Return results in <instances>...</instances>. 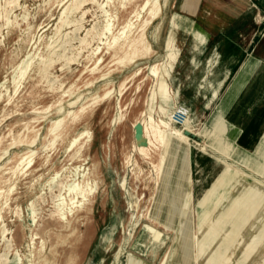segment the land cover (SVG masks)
<instances>
[{"label": "rangeland", "instance_id": "1", "mask_svg": "<svg viewBox=\"0 0 264 264\" xmlns=\"http://www.w3.org/2000/svg\"><path fill=\"white\" fill-rule=\"evenodd\" d=\"M10 1L14 0H0V95L3 94L0 96V255H7V264H41L42 261L43 264H128L130 254L142 264H164L172 258V250L176 247V255L184 264H200V215L213 209L222 191L224 196L228 194L226 186L218 183L219 176L229 165L250 174L243 176L248 182H252L253 176L264 180L255 175L263 162L264 138L254 153L238 148L227 137L228 124L224 118L217 128V120L222 117L220 113H226L228 104L221 110L219 106L214 109V104L201 115L192 103L190 107L184 106V98L191 100V94L180 92L174 85L175 69L168 85L169 96L174 100L164 103L160 99V90L156 79L150 75V68L160 55H166V41L172 34L180 48L184 30L190 29L185 18L182 28L168 24L160 33V22L167 15L164 9L148 31V39L155 50L152 58L119 66L107 77L85 85L92 73L108 67L115 53L112 49L109 51L106 44L113 41L144 0L135 1L127 9L122 7V0H111L107 5L114 18L111 33L105 31L109 18L97 5L108 0L89 2L78 13L65 15L74 0H18L20 7L19 4L8 6ZM161 3L164 8L167 0ZM5 10H9V24ZM171 11L175 16L177 9ZM84 38L87 44H82ZM126 45L123 39L118 43L122 49ZM122 52L119 51L118 56H122ZM28 56H32L34 62L23 82L21 80L16 86L14 76ZM41 58H45V64L41 63ZM140 69L142 74L136 75ZM123 89L124 93L120 94ZM109 91L111 96L104 99ZM94 103L81 120L73 121V113ZM162 108L170 110L167 127L170 135L174 126L179 127L191 113L198 117L192 136L188 137V149L180 148L170 136L171 160H160L164 173L154 168V164L159 163L156 157L145 159L139 152L140 143L148 146L146 140L141 142L139 129L149 116L154 117L157 124L165 119ZM196 109L201 111L199 106ZM58 120L63 122L56 125ZM202 125L205 126L203 133L200 132ZM52 128L57 131L52 132ZM84 131L90 132V139L84 136L72 147ZM220 141L228 150L225 156L220 153ZM22 159L24 165L19 166ZM76 169L79 171L75 175ZM174 171L178 174L176 182ZM162 174V197L171 216L170 224L174 223L168 228L156 215L158 180ZM53 178H56L54 183ZM73 180L83 186L88 181L96 186L88 208L77 214L69 213L67 189L62 191L65 201H61L60 208L56 199L60 183L70 184ZM207 195L211 196L208 203L200 206ZM59 209H62L60 213ZM134 214L140 217V222L131 220ZM236 214L237 217L224 219L233 228L246 231L248 215L241 209ZM258 218L259 222L263 221L264 214ZM149 227L162 233L158 241H154ZM3 228L8 230L6 239L2 235ZM253 232L262 233L261 230L250 231ZM247 235L245 239L249 238ZM212 238L204 252L205 260L209 256L213 260L222 257L230 245L220 242L219 233H213ZM43 243L45 248L41 253ZM119 249L122 252L117 259ZM234 264H242L240 258Z\"/></svg>", "mask_w": 264, "mask_h": 264}, {"label": "bare ground", "instance_id": "2", "mask_svg": "<svg viewBox=\"0 0 264 264\" xmlns=\"http://www.w3.org/2000/svg\"><path fill=\"white\" fill-rule=\"evenodd\" d=\"M135 1H137V0H122L121 4H122L123 8L127 9L128 6H130ZM89 2L97 3L96 0H74L72 3H70L71 5L69 7H68L69 4L67 5L68 8L66 10L64 9L65 10L64 15L67 12H71V13L77 12L78 13V11L84 5H86ZM109 3H112V1L108 0L107 3H105V4L102 3V4H97V5H99V7L103 10V12L108 16L109 20H108V24L105 25L106 26L105 31L111 33L114 18L112 17L110 12L107 10V5ZM3 4H5V2H3ZM7 4H8V6H10V5L13 6V4H19V2H18V0H14V1L8 2ZM175 6H176V0H167V3H166L164 8H163V5L161 3V0H144L138 9L136 8L133 11L134 16H132V18L126 22V24L123 26L122 30L118 33V35L114 36L113 41L106 44L108 47V50L110 51L112 49V50H114V53H115L112 57L111 62L108 64V67L104 68V69H100L97 73H92L86 79L85 85L93 84L95 82V80H98L99 78L107 77V75H110L111 72L117 70L119 68V66H128L131 64H135L138 59H150V58H152V56L155 54V50L153 49V47H152V45L148 39V31H149L150 27L153 25L154 21L157 20L158 18H160L164 9L167 11V15L162 19V22H160L161 25L158 28L159 32L161 33L162 29L166 28V26L168 24L173 25L174 27H176L178 29L182 28V23L184 21V18L180 17L178 15H175V16L172 15L171 10ZM19 7H20V4H19ZM10 10H12V9L10 8ZM14 10L15 9L13 8L12 11H14ZM8 11L5 10L6 17H7V23L9 24L10 21L8 18V15H9ZM84 15H85V13H84ZM68 17H70V16L68 15ZM66 21H67V18H66V20H64V22H66ZM81 21H82V18H81ZM59 22H60V20H59ZM75 22H77V21H75ZM69 25H71V24H69ZM69 25H66V26H69ZM79 25H81V23ZM60 32H61V30H59V33ZM68 33H70V32H68ZM73 34H75V33H73ZM87 34H89V32ZM101 34L103 36V35H105V32L101 33ZM130 34H133V36L130 37ZM57 35L55 36L56 38H57ZM161 37H162V39H164L163 36H161ZM86 39L84 38L81 41L82 44H87ZM121 39H123L124 41H127V45H126L125 49H122V47L118 46V43ZM64 42H65V40H64ZM81 42L79 44H81ZM101 42H102V40H101ZM166 43H167V53L165 56H162V55L159 56V60L154 64L153 67L150 68V75L156 79V86L160 90L159 94L161 96L160 99L162 100V102L169 103L174 99L171 100V98L169 96L168 91H170V90H168V85L172 79V72L174 70L175 64L177 63L179 55H180V48L176 44V36L174 34H172L169 37V40L166 41ZM52 47H53V45H52ZM89 47H91V45ZM65 49L66 48H64V50ZM97 50L100 51L101 48L98 47ZM119 51H123L122 56H118ZM80 52H81V50H80ZM31 57L28 56V58L25 61H23V63L21 62L22 64L18 68L19 72H18V74L16 73V76H14V79H13L14 84H16V86L25 77V75L28 73L29 68L31 67L32 63L34 62L33 61L34 58H31ZM61 61H62V59H61ZM45 62H46V60H45V58H43L41 63L45 64ZM52 65H53V63H52ZM142 72H143V70L140 69L138 72H136V75L142 74ZM46 73H48V72H46ZM52 81H54V80H52ZM21 82H23V80ZM40 84H42V83H40ZM16 89L17 88H15V90ZM15 90H14V92H16ZM124 90L125 89L120 90V94L124 93ZM110 93H111V91L106 93L104 99L109 97ZM1 95L3 96V94H1ZM154 96H156V95H154ZM98 97H100V96L98 95ZM96 103H98V102H96ZM96 103H94L93 105L88 106V107H83L77 113H73L74 114V120L73 121L78 122L79 120H81L82 117H84L88 113L89 109L92 108ZM183 105L186 106L184 104V102H183ZM179 106L181 107V105H179ZM169 111L170 110L162 108L161 112L164 115L165 119L162 118V121L159 122V124L161 126L155 122L154 117L149 116L148 118H146L144 120L143 127L141 129H139V138H140V140H142L141 142L144 143L145 140L148 142L147 143L148 146L140 143V145H139L140 155L142 154V156L145 159H149V160H152L153 157H156L158 159L159 163L157 165L154 164V168L159 169V171H162V173H164V172L160 167V160L161 159H164L167 161L171 160L170 157H171L172 141L170 139V136L171 135L173 136L174 142L180 148L188 149L190 146V142H189V138L185 135L184 132L189 131V132L193 133L194 127H195L194 123L197 122V120H198V117L194 116L192 113L190 115H188L190 113V112H188L187 113L188 116L186 115L187 117L185 119H183V123L179 127L174 126V128L172 129L173 132L170 135V133L169 134L167 133V127H169L168 126ZM57 114H59V113H57ZM123 117H124V112H122V118L121 119H123ZM144 118L145 117H143V119ZM4 120H5V118H4ZM159 120H161V119H159ZM61 122H63V120H58V122H56V125L57 124L60 125ZM221 125H222V121L218 119L217 120V128H220ZM55 130L56 129L52 128V132ZM204 130H205V126L202 125L200 128V132L203 133ZM84 136H86V138L89 140L91 137L90 132L89 131L82 132L79 135V137L77 139H75V141L72 144V147H75L76 144ZM228 136H230V135H228ZM88 140L86 141V143H88ZM136 140L138 141V139H136ZM31 146H32V144H31ZM82 148H84V147H82ZM219 148H220V153H222L224 156L228 153V150L223 147L221 141L219 142ZM23 159H22V162L20 163L19 166H21L24 163L25 159H24V161H23ZM129 161L127 158L126 163L128 164ZM224 162H226V161L224 160ZM172 168H173V166H172ZM78 171L79 170L76 169L75 175L78 173ZM245 175L250 176V174H248L247 172H245L241 168L237 167V169H232V167L227 165L226 170L219 176L218 183L222 184L223 187L226 186V188H227L226 192H228V194H227V196H224V194H223L224 191H222L220 193L218 200L215 202L213 209L211 211H205L203 214L200 215V230H199V241H198V259H199L200 264H206V263H208V264H234V261L237 258H240V261L242 264H259L260 262H261L260 264H264V260H263V257H264V238H263V236H264V219L261 222L258 221V219H260V218H258V216L261 215L262 213L264 214V180H261L260 178L253 176L252 182H248V181L243 179V176H245ZM255 175L259 176V177H264V153H263V162L258 166L257 173ZM177 176H178V174H176V172L174 171V175H173L174 182L177 181ZM55 181H56V178H53L52 182L54 183ZM123 185H125V184H123ZM57 186H59V185H57ZM60 186H61V190H59L60 194L56 196V199H58L60 204H58V205L56 204V205L60 208V205L63 204V203H61V201H65L64 200L65 198L63 199L62 191L64 189H67L69 192V197H70V206H71L69 209L70 214H72V213L77 214V212H81L82 210L87 209L88 208L87 205L91 199V196L94 193V189L96 188V186H93L92 184H90L89 181L87 182L86 186H83L80 183L76 182V180H73V182L70 184L68 182L67 183H60ZM158 187L160 188V190H159V193L156 197V200H157L156 215L158 216V218H161V220L164 222L165 228L173 227L174 223L170 224V217L171 216H170V213H169L167 206L165 205L166 202L164 200V197H162L163 192H164L163 174H162V177L158 180ZM50 194H51V192H50ZM210 197L211 196L207 195L200 202V206L204 207L208 203ZM256 198H258V199H256ZM54 199H55V197H54ZM254 199H256V200H254ZM6 204H7V201H6ZM239 209H241L242 212L244 210V213L246 214V216L248 215L247 216L248 217V220H247L248 225H247V227H245L246 231H243V230L238 229V228H233L232 226H230L228 224L229 222L227 221L228 222L227 223L226 219H224V217L229 218V219L233 218L234 216L237 217L238 214H236V213ZM31 211H33V210H31ZM60 211H62V209L61 210L59 209L58 213H60ZM240 213H241V211L239 212V214ZM34 214L36 216V213H34ZM133 219H137L140 222V217L136 216L135 214L131 216V220H133ZM235 222H237V220ZM149 228H151V232L153 233L154 241H158L160 239V237L162 236V233L160 231L153 229L152 227H149ZM253 230H261L262 233H261V235H258L256 232L250 233V231L252 232ZM7 232H8V230L6 228L2 232L4 239H6V233ZM213 233H219L220 242L225 241L230 245L227 247V249H226V251L222 257H219L216 260H213L209 256L207 258V260H205L204 259V252L206 250V246H208L213 241V238H212ZM245 234H248L247 236H249V238L246 236L248 239H245V236H244ZM243 236H244V239H242ZM218 244L219 243H217V245ZM44 248H45V245L43 243L41 253L44 252L43 251ZM6 249L7 248H5V250ZM235 249H237V253H234ZM176 251H177L176 247H174L172 250V253H173L172 258L167 260L164 264L170 263L169 261H172L174 264H184L177 257ZM121 252H122V250H120L117 253V259L120 257ZM16 256H17V254H16ZM18 259L20 260V257H18ZM0 260H1V264H7V261H8L7 255H0ZM45 260H47V259H45ZM195 260H197V259H195ZM16 261H17V259H16ZM43 262L44 261H42L41 264H43ZM128 264H142V262H140V260L136 259V257L133 254H130V259L128 261Z\"/></svg>", "mask_w": 264, "mask_h": 264}, {"label": "crops", "instance_id": "3", "mask_svg": "<svg viewBox=\"0 0 264 264\" xmlns=\"http://www.w3.org/2000/svg\"><path fill=\"white\" fill-rule=\"evenodd\" d=\"M175 9L190 28L173 70L174 85L191 94L184 104L200 115L228 104L218 118L228 139L254 153L264 138V0H177Z\"/></svg>", "mask_w": 264, "mask_h": 264}, {"label": "water", "instance_id": "4", "mask_svg": "<svg viewBox=\"0 0 264 264\" xmlns=\"http://www.w3.org/2000/svg\"><path fill=\"white\" fill-rule=\"evenodd\" d=\"M184 133H185V135H186L187 137L192 136L191 132H189V131H185Z\"/></svg>", "mask_w": 264, "mask_h": 264}]
</instances>
